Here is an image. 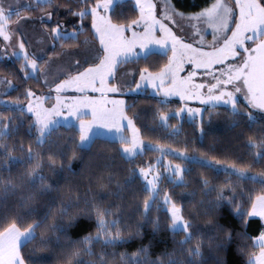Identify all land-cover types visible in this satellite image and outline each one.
I'll list each match as a JSON object with an SVG mask.
<instances>
[{
	"label": "snow or ice",
	"instance_id": "snow-or-ice-1",
	"mask_svg": "<svg viewBox=\"0 0 264 264\" xmlns=\"http://www.w3.org/2000/svg\"><path fill=\"white\" fill-rule=\"evenodd\" d=\"M11 58L21 75L0 76V96L23 88V103L0 99V264H46L37 252L57 264H209L206 249L229 264L234 243L245 264H264V223L248 232L264 222V0H207L195 12L174 0H0V59ZM145 88L162 98L151 126L111 98ZM170 97L207 107L170 109ZM221 108L243 140L231 162L160 142L197 119L205 137ZM147 152L158 156L137 165ZM74 161L86 163V184L63 175ZM85 221L94 231L74 238ZM149 227L170 233L171 247L145 243Z\"/></svg>",
	"mask_w": 264,
	"mask_h": 264
},
{
	"label": "trees",
	"instance_id": "trees-1",
	"mask_svg": "<svg viewBox=\"0 0 264 264\" xmlns=\"http://www.w3.org/2000/svg\"><path fill=\"white\" fill-rule=\"evenodd\" d=\"M207 0H174V3L177 5L178 9L180 11L184 12H195L198 11ZM125 12H128V7L124 8ZM27 14V13H25ZM128 14L134 15L131 12H128ZM165 62V58L156 57L153 58L149 63L152 65H158L163 64ZM136 67H142L143 62H141L140 65H134ZM20 67V64L14 60L10 61L8 59H0V76L8 73V72H14L16 75H21L18 71ZM29 84L32 87H36V85L29 81ZM8 100H15L17 98L20 99L21 103H23V88H21L19 91H12L9 92V94L6 96ZM126 104L127 105H134L132 108V112L140 113L141 119L139 121L140 124H147L148 126H151V116L153 109L157 108L159 106V101L161 100L157 96L150 93L149 90L143 91L139 94H131L126 95ZM243 103V102H241ZM167 107L170 109H177L181 107V104L178 102H167ZM145 110L147 111V116H145ZM0 111H4L2 107H0ZM131 114V113H129ZM259 115V114H258ZM219 117L222 120V125L219 127H215L214 125L208 124L207 121H205V131L207 132V135L203 138L200 137V134L195 126L196 122L193 123H183V129L180 134V136L174 138L173 140H160L162 133H151V132H145V140L151 138L153 142L156 140H160L161 143L169 144L171 147L178 149V150H184L187 149L189 155H195V156H205V158L211 159L215 157L216 159H220L222 162H231L232 159H235L236 156H240L243 154V148L240 147V145L243 143V140H237V132L238 130H232L229 128L230 121L227 119L225 109H220V115ZM187 120V119H184ZM171 123H177V121H171ZM59 135L65 136V137H71L76 136V132L74 129H65L61 128L59 130ZM27 139L25 140V143H27ZM101 148L105 149L108 154L115 155V148L118 147V145H107L102 144L100 145ZM215 148V151H210L211 148ZM158 156L157 153L153 152H147L142 157L136 158V164L137 165H143L145 162L153 161ZM227 158V160H226ZM89 159V157H86V161ZM180 162V161H175ZM116 164L118 167H124L127 168L128 165L124 163V161L120 160L118 157L116 159ZM190 167H193V175H198L201 171H204L203 169L195 166V165H189ZM72 173L70 174L68 172H65L63 175L66 177H69L71 180L80 182L83 184L87 183V165L86 163L82 164L80 161H74L72 165ZM180 189H177V192L179 193ZM226 217L229 222L235 224L237 227H239V219L237 217H234L230 215V210H226ZM162 222L166 220V217L163 213H161ZM91 222L85 221L83 225L81 226V229L79 230L78 234H74V238H79L80 236L88 234L89 231H94V228L89 227V224ZM262 226V222L259 219H252L250 224L248 225V232L250 235L255 236L259 233ZM145 232L147 234V238L145 239V243H148L150 240L155 241L156 247L154 248L155 252H159L163 250L165 247V242H168V247H171L170 244V233L167 231H162L161 233L156 234L153 237V234L151 232L150 227L145 229ZM179 239V237H177ZM139 246L138 242H135L131 245V248L134 249ZM26 253L30 252V248L25 250ZM205 255L209 257V264H212V256L208 252V250H205ZM37 259H43L45 260L46 264H57V261L55 257L49 256L47 253L37 252L36 253ZM227 259L229 264H245L244 257L240 256L236 251L235 243L230 247L227 255Z\"/></svg>",
	"mask_w": 264,
	"mask_h": 264
},
{
	"label": "rangeland",
	"instance_id": "rangeland-1",
	"mask_svg": "<svg viewBox=\"0 0 264 264\" xmlns=\"http://www.w3.org/2000/svg\"><path fill=\"white\" fill-rule=\"evenodd\" d=\"M9 2L10 3H13V5L15 6V0H9ZM20 3L21 4H24V3H27V0H20ZM182 23H185V22H183L182 21ZM71 30V28L69 27V31ZM207 39L210 41L211 40V36H208L207 37ZM8 60H10V61H14L15 60V58H11V59H8ZM127 67H129V68H131V67H136V66H134V65H129V66H127ZM124 69H121V71H123ZM138 78V77H137ZM121 79H124V77H121ZM195 82H197V83H199V82H201V78H200V76H198L197 78H196V81ZM146 90H149L150 91V93L151 94H153V90L151 89V88H145V89H143V90H141V91H139V92H135V93H130V94H128V95H131V94H139V93H142L143 91H146ZM91 95H95V96H98L99 94H91ZM154 95V94H153ZM156 96V95H155ZM126 95H118V94H111V98H113V99H123L124 101H125V103H126ZM158 98H160V99H162L161 97H159V96H157ZM0 99H3V100H8L7 98H6V96H0ZM178 102V103H180L181 104V106H185V107H190V108H202V109H204V108H206L207 106H205V105H200L197 101H187V102H184L183 104H182V102L179 100V98L178 97H170V98H168V100H167V102ZM54 102V101H53ZM241 102H243V98L241 97ZM184 119H188V117H187V115L185 114V116H184ZM197 122H198V119H197ZM222 120H221V118L219 117V116H214L213 117V119H212V125H214L215 127H219V126H221L222 124ZM193 156H195V155H193Z\"/></svg>",
	"mask_w": 264,
	"mask_h": 264
},
{
	"label": "crops",
	"instance_id": "crops-1",
	"mask_svg": "<svg viewBox=\"0 0 264 264\" xmlns=\"http://www.w3.org/2000/svg\"><path fill=\"white\" fill-rule=\"evenodd\" d=\"M51 103V102H50ZM254 219H259V218H254ZM262 223H264V222H262Z\"/></svg>",
	"mask_w": 264,
	"mask_h": 264
}]
</instances>
